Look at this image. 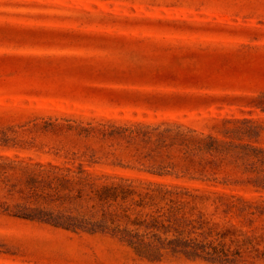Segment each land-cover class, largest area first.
Listing matches in <instances>:
<instances>
[{
  "label": "rangeland",
  "instance_id": "374dc122",
  "mask_svg": "<svg viewBox=\"0 0 264 264\" xmlns=\"http://www.w3.org/2000/svg\"><path fill=\"white\" fill-rule=\"evenodd\" d=\"M154 128L264 148V0H0V161L264 201L232 165L194 180L178 147L111 135ZM0 232L19 249L0 264H148L109 235L2 217Z\"/></svg>",
  "mask_w": 264,
  "mask_h": 264
},
{
  "label": "trees",
  "instance_id": "16d2710c",
  "mask_svg": "<svg viewBox=\"0 0 264 264\" xmlns=\"http://www.w3.org/2000/svg\"><path fill=\"white\" fill-rule=\"evenodd\" d=\"M111 135L130 142L138 136L144 142L155 138L161 148L178 147L185 172L198 174L194 180L218 181L216 171L232 165L240 173L236 183L264 190V148L254 144L180 128L122 129ZM0 185V217L76 235H109L148 264L169 257L212 264L264 260V201L99 176L82 162L0 161ZM6 238L0 232V257L17 256L19 249Z\"/></svg>",
  "mask_w": 264,
  "mask_h": 264
}]
</instances>
